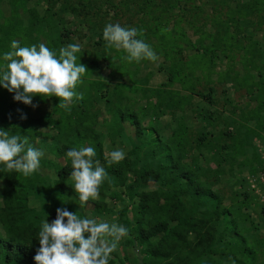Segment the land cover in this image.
Here are the masks:
<instances>
[{
    "label": "trees",
    "instance_id": "1",
    "mask_svg": "<svg viewBox=\"0 0 264 264\" xmlns=\"http://www.w3.org/2000/svg\"><path fill=\"white\" fill-rule=\"evenodd\" d=\"M181 1L144 0L137 9L142 15L153 10L162 12L159 19L153 16L155 24L147 26L146 32L137 28L142 33L137 38L150 45L152 37L157 39L154 46L163 50L170 63L167 80L150 92L155 96V102L148 100L144 106L133 108L131 100L124 95L125 91L134 90L136 86L133 85L138 83L131 78V74V85L118 82L111 90L112 95L102 93L105 95V111L110 119H103L101 123H104L110 134H119L122 122L133 125L139 139L138 146L134 147L136 159L125 158L111 166L105 160L102 145L97 141L100 136V131L95 128L97 111L92 109L90 103L96 92H99L96 81L88 78L89 84L83 88L78 85L77 91L83 93L84 97L82 101H77L80 111L69 114L67 110L56 108L62 112L61 116L56 115L55 110L31 115L28 105L16 101L15 94L0 85V128L9 130L10 135H20L22 140L30 144L43 135L39 126H51L56 129V134L50 138L60 142V146L55 143L54 150L66 160L64 165L56 169L53 185H46V178L39 172L29 177L15 171L0 172L1 264H36L34 256L40 247L39 230L45 220L51 223L56 218L58 208L66 207L71 212H78L83 218L78 208L79 198L72 187L71 160L66 157V152L72 148L79 149L84 144L95 149L94 159L103 164L109 180L108 184L103 183L100 188L102 200L89 202L93 210H110L102 196L105 190L112 199L121 201L124 197L128 201L119 209V214L122 216V225L129 229L125 242L136 256H124L120 264H233V261L235 264H255L260 249L264 248L262 240L251 235L250 242L244 233L252 231L254 227L239 226L240 222L250 219V215L242 211L248 193H242L243 198L239 199L235 192L230 197L231 203L224 204V197L217 188L222 171L202 167L199 159L205 153L212 157L216 153L220 155L225 149L231 150L232 158H236L244 154V145L250 135L261 136L264 122V0H235L233 7L230 3L232 0H215L216 10L218 6L221 10L225 5L228 6L225 11L227 18L221 19L222 11L217 12L214 21L216 31L206 32L197 28L195 33L200 36L195 41L186 35L180 21L176 23L175 19L169 27L171 18L175 16L173 11L176 8L184 9L180 5ZM80 2L82 6H87V1ZM105 3L113 6L112 0H105ZM13 4L12 14L4 18L5 25H0V66L6 63L3 54L10 50L13 40L20 41L21 46H31L37 45V36L44 35L46 46L58 54L60 36L46 33L43 27V23L50 22V17H40L33 8L27 7V0H13ZM23 15L28 16L26 23ZM161 25L162 33L159 31ZM257 33L261 36V43L255 39ZM189 49L193 52L184 54ZM115 54L126 68L127 61L123 59L126 53L116 51ZM221 55L230 61H235L236 55L241 56L240 63L245 70L242 80L248 83L247 92H251V87L258 91V105L249 114L244 113V119L256 118L257 124L254 127L244 126L243 130L237 129L234 133L222 131L220 137L230 138L231 143L214 145L211 139H207L205 132L198 133L192 142L188 139L183 123L178 124L168 139H162L156 125L158 109L181 108L190 103L193 94L200 95V92H195V85L199 82V75H195V71L209 78ZM77 56V62L87 66L88 72L83 77L89 76L93 70L91 64H96V61L84 59L82 50ZM253 70H256L257 76L252 74ZM176 84L180 88H174ZM211 90L209 86V93L201 95L211 100ZM47 100L54 107L59 104L56 97L43 99L40 96L34 97L33 103ZM22 114L27 118L21 119ZM145 115L151 120L147 125L142 124ZM144 146L150 148L152 155L158 156L155 165L140 164L141 156L146 153L143 149L137 150ZM189 153L191 156L188 158ZM255 158L246 155L242 164L251 166ZM251 167L254 170V166ZM2 168L3 165H0ZM150 182H158V186L147 189ZM36 199L40 200L38 207L31 204ZM224 222L237 244L218 236V227ZM115 256L113 252L109 264H115Z\"/></svg>",
    "mask_w": 264,
    "mask_h": 264
},
{
    "label": "rangeland",
    "instance_id": "2",
    "mask_svg": "<svg viewBox=\"0 0 264 264\" xmlns=\"http://www.w3.org/2000/svg\"><path fill=\"white\" fill-rule=\"evenodd\" d=\"M80 1L82 0H27V7L33 8L40 17L43 15L50 17V22L43 23V27L46 33L60 36V48L69 43H78L83 51V58L96 61V64H91L93 70L89 76L83 77V83L80 86L83 88L84 85L89 84L87 80L89 78L96 81L99 87V92H96L97 95L92 98L90 103H92V109L97 111L98 115L97 121H95V128L100 131L97 141L102 145L103 156L105 157L106 152L122 149L126 154L125 158L136 159L134 147L138 146L139 139L133 125L128 122H122L119 134H110L109 130L103 125L104 123H101L103 119H110V116L105 111V95H112L111 90L118 82L131 85L130 83L132 82L129 75L131 74V78L138 82L133 85L137 88L125 91L124 95L131 100L133 108L144 106L148 100L155 102L156 98L150 92L167 80L166 75L170 63L165 58L163 50H159L158 46H154L157 44V39L152 37L151 46L160 59L156 62L148 60H143L140 63L127 62L125 68L115 54L116 51L105 46L103 29L109 23H119L121 26L141 28L142 31L146 32L147 26L152 27L155 24L153 16L159 19L162 12L153 10V12L143 15L141 12H137L139 6L143 5L144 0H112L113 6L105 3V0H84L87 1L86 7L82 6ZM156 1L160 2V0ZM230 3L233 7L235 0L230 1ZM180 5L184 9L176 8L173 11L175 16L171 18L169 27L173 25L172 23H174L175 19L176 23L180 21L181 28L184 31L186 30V35L193 41L200 36L195 33L197 28H201L202 31L206 32L216 31L217 26L214 21L217 12L222 11L220 14L221 19L227 18L225 11L228 6L225 5L223 10L219 9L218 6L216 10L217 3L215 0H192L190 2L182 0ZM13 9V0H0V25H5L4 18L9 17ZM48 9L50 10L48 11ZM20 13H22L21 10ZM22 17L26 23L28 16L23 15ZM159 31L162 33V25ZM259 35L257 33L255 39H258L261 43L262 39ZM37 37V45L40 43L47 44L44 35ZM192 52L193 50L189 49L184 54ZM238 55H236L235 61H230V59L221 55L214 73L209 78L202 77L198 71H195V75H199V82L195 85V92L207 94L209 93V86H211V100L201 94H193L190 103L183 105L181 108L163 109L161 107L158 109L159 116L157 119L158 124L156 125L162 139H168L178 124L183 123L188 132V139H191L192 142L196 139L198 133L205 132L207 139H211L214 145L217 143H231L230 138L226 136L220 137L222 131L234 133L237 129L243 130L244 126L254 127L257 124L256 118H249L247 121L244 119V113L247 112L249 114L250 110L258 105L256 99L258 91H256V88L251 87V92H247L246 85L248 83L245 84L242 80L245 70L240 63L241 56ZM113 57H115L114 62H112ZM184 57L187 56L184 55ZM229 70L232 71L229 72ZM252 74L257 76L256 70H253ZM174 88H180V86L176 84ZM103 92H106L104 96ZM33 105H37V107L28 105L31 115L37 116L44 111L52 112L54 110L56 115H62V112L56 109L50 100L37 104L33 103ZM78 105L79 103L75 101L70 111L67 112L70 114L80 111ZM150 121V117L145 115L142 124L147 125ZM38 129L43 135L37 137L29 145L43 151L44 156L41 158L40 168L37 172L46 178V185H53V181L56 178V169L64 165L66 160L64 156H60L54 150L55 143L57 142L60 146V142L50 138V136L56 134V129L51 126H39ZM260 134L261 136L259 137L249 136L244 145L243 155L232 158V151L225 149L221 151L220 155L214 154V157L205 153V156L202 155L200 157L199 163L202 167L222 171L219 173L220 181L217 188L220 189L224 197V204L229 205L231 203L230 197L235 192L239 199L243 198L242 193H248L249 197L246 203L243 204L242 211L248 213L250 219L240 222L239 226L241 228L245 226L254 227L252 231H246L244 235L249 237L250 242L251 235H256L257 239L262 240L264 247V122ZM87 146L89 145L84 144L83 147ZM187 148L189 147L187 146ZM142 149L146 154L141 156L140 164L155 165L158 156L152 155L150 148L147 146L137 151H142ZM187 155L188 158L191 156L190 153ZM246 155L248 157H257L251 165L254 166V170H251V166L247 167L242 164V159ZM101 165L103 166L102 163ZM108 182L107 178L104 183L108 184ZM1 185L2 182L0 181V190ZM157 186L158 182H150L147 185V189H153ZM100 196L97 200H102ZM102 196H104V203L110 210L96 212L93 210L92 205L88 203L83 209L78 206L83 217L97 218L110 224H122V216L119 214V209L127 204L128 201L123 196L121 201L112 199L106 190ZM124 200L125 202H123ZM39 203L40 200L38 199L31 201V204L36 207L39 206ZM217 231L218 236H222L225 241L229 240L232 244H237L234 237L229 235L228 225L225 222L220 223ZM125 239L126 237L120 241L115 251V264H120L124 256L131 258L136 256L134 250L126 244ZM260 250L255 264H264V248Z\"/></svg>",
    "mask_w": 264,
    "mask_h": 264
},
{
    "label": "clouds",
    "instance_id": "3",
    "mask_svg": "<svg viewBox=\"0 0 264 264\" xmlns=\"http://www.w3.org/2000/svg\"><path fill=\"white\" fill-rule=\"evenodd\" d=\"M138 35L142 33L137 28L119 23H109L103 29L105 46L126 53L123 59L127 62L158 61L159 55L150 44L137 38ZM80 51L78 43L61 47L57 54L44 43L21 46L20 41L13 40L10 50L3 54L6 63L0 66V85L14 93L16 101L26 105L37 107L33 105L36 96L43 99L56 97L59 99L56 108L70 111L75 101L84 99L77 88L88 70L86 65L77 62ZM26 118V115H21V119ZM125 155L122 149H117L106 152L104 158L111 166L119 164ZM43 156L42 150L27 144L20 135H10L9 130L0 128V165H3L0 172L15 171L29 177L39 170ZM95 156V149L91 146L66 152V157L71 160L72 187L81 209L98 199L100 188L108 177ZM56 212V218L51 223L45 220L39 230L40 247L34 256L36 264H109L111 254L129 235V229L122 224L82 218L78 212H71L66 207L58 208Z\"/></svg>",
    "mask_w": 264,
    "mask_h": 264
}]
</instances>
